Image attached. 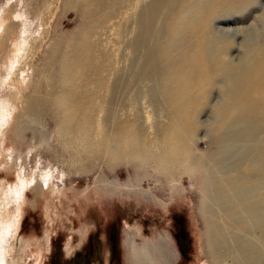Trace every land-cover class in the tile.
Wrapping results in <instances>:
<instances>
[{"label":"rangeland","instance_id":"obj_1","mask_svg":"<svg viewBox=\"0 0 264 264\" xmlns=\"http://www.w3.org/2000/svg\"><path fill=\"white\" fill-rule=\"evenodd\" d=\"M191 2H166L150 45L133 47L154 0H0V264H78L98 240L99 258L79 264H111L114 228L112 264H146L140 247L159 241L157 264H264V130L216 138L227 87L215 82L192 95L189 137L185 123L164 139L174 124L159 51ZM248 11L211 21L239 67L264 38V0ZM116 127L122 144L104 139Z\"/></svg>","mask_w":264,"mask_h":264},{"label":"bare ground","instance_id":"obj_2","mask_svg":"<svg viewBox=\"0 0 264 264\" xmlns=\"http://www.w3.org/2000/svg\"><path fill=\"white\" fill-rule=\"evenodd\" d=\"M166 2L173 0H154L151 15L143 22L141 36L133 43V47L150 45L153 24ZM254 2L256 0H192L190 5L179 10L175 23L169 28L168 42L159 51L166 73L164 92L170 102V120L174 124L171 131L164 135L166 141L172 144L173 138L178 136L185 123L187 127L184 131L189 137L196 126L193 110L188 107L192 99H195L192 95L211 89L215 82H223L227 87V103L218 112V119L221 121L213 126L216 138L238 125L243 126L244 135L248 137L264 130V38L248 52L244 65L242 63L240 65L243 66L239 67V64L229 57L226 60L223 55L224 52L229 54L232 42L221 38L211 29V21L216 14L222 11L225 12L221 14L226 13L216 19L231 16L236 18L230 11L242 9L248 13V7ZM170 18L171 14L167 16L166 22ZM152 57L153 55L145 63L146 75H152L157 70ZM115 129L116 133L107 131L104 139L108 136L109 141L118 140L122 144L121 139L126 137V133L120 127ZM180 145L176 147L177 153H183ZM184 150L187 151L186 148ZM207 184L204 182L205 189ZM12 222L14 229H18V216ZM10 225L12 224L2 223L3 234L9 233ZM163 246V241H159L156 248L147 244L140 247L142 260L146 264H157L154 249L160 248L165 261L168 253ZM3 259L2 257L1 260Z\"/></svg>","mask_w":264,"mask_h":264},{"label":"flooded vegetation","instance_id":"obj_3","mask_svg":"<svg viewBox=\"0 0 264 264\" xmlns=\"http://www.w3.org/2000/svg\"><path fill=\"white\" fill-rule=\"evenodd\" d=\"M182 230H183V233L177 234V242H178L179 246L184 249L183 245H184V240H185V233H184L183 228H182ZM117 232H118V230L116 228H114L112 230V232L110 233L108 240H106L107 244H108V245L106 244V247L110 250V253H111V255L109 257V259H110L109 262L111 264L117 260V256H118V248H117L118 238L116 237ZM118 235H119V233H118ZM102 247H103V244L98 240V241H96V248H93L92 252L91 251L86 252L83 250L82 254H79L78 256H76L74 258L75 259L74 261H76V263H78V264L81 263V257L82 256H84L86 258V260H91V261H93L92 259H98L99 257L98 258H94V257H96L97 255L100 256V252L102 251ZM183 252H185V251H183ZM95 254H96V256H95ZM102 260L104 262V259H102Z\"/></svg>","mask_w":264,"mask_h":264}]
</instances>
